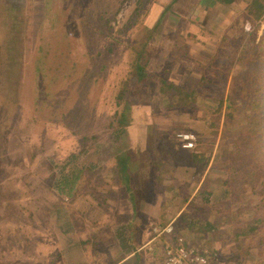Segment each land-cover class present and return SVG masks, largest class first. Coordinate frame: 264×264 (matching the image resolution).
Returning <instances> with one entry per match:
<instances>
[{"label": "rangeland", "instance_id": "1", "mask_svg": "<svg viewBox=\"0 0 264 264\" xmlns=\"http://www.w3.org/2000/svg\"><path fill=\"white\" fill-rule=\"evenodd\" d=\"M12 2L9 9L10 1L0 0V264H52V244L55 253L65 244L58 236L59 228L67 227L62 215L73 211L80 222L84 212H92L89 197L93 210L100 209L103 185L114 182L115 171L102 175L104 182L98 173L110 170L121 153L125 160L131 151V163L139 169L146 165L144 179L149 161L160 159L155 177L161 176L162 161H169L162 151H149L160 145L150 134H156V119L162 117L177 123L174 135L187 131L183 123L195 126L200 149H212L203 187L209 198L193 211L203 217L201 226L205 219L215 223L203 244L226 264H264V184L246 175L253 167L260 172V166L252 162L254 144L243 134L240 114L249 106L242 90L259 85L258 74L255 85L249 83L255 61L242 58L253 54L263 36L264 15L257 22L245 19L241 33L235 27L234 40L222 42L219 53V44L210 39L205 45L189 42L187 28L149 29L129 5L116 14L95 7L85 11L72 0ZM114 4L124 7L123 0ZM247 21L253 30L245 29ZM181 38L188 42L176 48ZM138 40L136 50L132 45ZM213 51L219 56L208 64ZM137 58L144 65L140 69ZM164 79L197 90L196 103L181 114L166 109ZM230 94L228 111L235 117L226 129V102L220 113L217 99ZM123 111L130 125L117 122ZM257 217L262 218L258 228L241 234ZM198 238L194 243L201 244Z\"/></svg>", "mask_w": 264, "mask_h": 264}, {"label": "crops", "instance_id": "2", "mask_svg": "<svg viewBox=\"0 0 264 264\" xmlns=\"http://www.w3.org/2000/svg\"><path fill=\"white\" fill-rule=\"evenodd\" d=\"M9 1L12 2V0ZM72 1L84 7L85 11H93V7H95V11L116 14L128 10V7L125 8V6L129 5L130 10H133L137 16L140 13L149 22V29L167 25H175L182 30L187 28L193 38L189 42L197 41L205 45L206 40L210 39L219 44L216 47L219 53H222L220 52L222 42L235 35L237 31L235 27L241 28L238 30L241 33L245 19H253L250 12L253 9L264 8V0L263 6L262 0H123L124 7L118 9L113 8L116 0ZM8 8L11 9V7ZM238 35L240 36V34ZM143 38L142 41L146 42L147 37ZM231 40L234 39L231 38ZM142 41L138 40L135 44ZM186 42L188 40L185 38L175 41L176 48ZM168 54L174 56L172 52H168ZM215 54L214 51L209 53L208 64L213 63L219 56L218 53L217 56ZM203 58L206 56L204 55ZM164 80L185 88L182 82L173 79ZM215 100L212 101L215 102ZM199 107L202 108L200 105ZM181 111L178 113L181 114ZM162 119L163 117L156 119L159 123L153 130H157L155 132L157 135L150 134L152 138L160 142V145L157 144L155 151L150 150L149 153L157 155L166 149V155L161 156L169 161H162L165 172L161 176L155 177L156 172L160 169L150 161V170L145 179L142 177V172L146 167L144 163L140 165V169L139 165L133 166L131 163L126 170H118L114 164L110 170L100 171L98 174L104 182L103 176L111 177L113 168L115 178L112 181L114 182L111 183L109 180V185H103L104 189L100 195L101 202L97 201L100 209L93 210L94 201L89 197L93 213L84 212V217L78 218L80 222H77V214L73 211L62 215L61 219L67 224V227L59 228L58 236L59 238L63 237L62 242L65 244L60 246L62 251L57 253H55V246L52 244L54 247L51 251L52 264H60L57 261H62L63 264H164V246L171 235H161L158 239L152 240L154 235L152 226L155 224L173 225L180 216L182 217L183 212H191V209L204 202L205 197L209 196V193L204 192L203 187L211 160L204 166L203 163H195L193 159H190L192 150L182 148L176 141V134H173L177 123L169 122V119L166 121ZM173 119L172 117L171 120ZM181 125L184 130L195 131L197 129L193 125L191 127L185 123ZM169 132H172L171 137L167 136ZM200 137L201 135H198L199 141L202 140ZM168 138H171V141H168ZM188 167L192 169L189 174L187 173ZM100 168L99 166L97 171ZM125 177H128L129 181L125 180ZM130 181L133 182L134 191ZM192 204L194 205L192 206ZM73 220L76 221L73 222Z\"/></svg>", "mask_w": 264, "mask_h": 264}, {"label": "trees", "instance_id": "3", "mask_svg": "<svg viewBox=\"0 0 264 264\" xmlns=\"http://www.w3.org/2000/svg\"><path fill=\"white\" fill-rule=\"evenodd\" d=\"M8 5L9 7H12L11 9H14V2H11ZM262 6H263V0H262ZM250 15H251V18H253L252 19L253 21L255 19H259L261 16L264 15V8H261L259 10L253 9L250 12ZM137 46L138 44L132 45V47L135 49L137 48ZM142 50L143 49H141L139 53H141ZM251 50L252 51L250 53H253V54H250L251 56H244V58H242L243 59L242 61L243 63H248L251 60L255 61V64L252 67V71L250 74L249 83L253 82L252 85H255L256 81H255L254 76L255 74H258L256 76V79L259 85L257 87H254L253 89L245 88L242 90L243 97L246 98V100L249 102V106H248V109L244 108L240 114H241L242 119L244 120V123L242 125L243 134L245 136H248L249 139H251L250 141L254 144L253 146L250 147V149H252V152L250 154L253 159L252 162L256 161L260 166L259 168L260 172H258V170L253 167L250 171H248L246 175L248 176V178L252 177V180H255V181L262 179L261 182L264 184V181H263L264 180V169L261 168L262 166L264 167V32L256 48L251 49ZM141 61L142 60L140 58L136 59L135 67L137 69H140L142 68V66H144L140 64ZM139 74H140V71H139ZM161 91L163 92L162 93L164 97L163 100H165L164 105L167 109H176V110L184 111V109H189L191 106H193V104L196 103V100L198 97L197 90H189L188 88H182L180 85L178 86L173 83H168L165 80L162 82ZM232 92H233V88H232ZM232 98L233 96L232 94H230L226 98H224V96H220L217 99L218 106H217L216 111L219 109L218 111L220 113L222 112L221 109L224 106L223 105L224 102H226L225 107L227 111L224 113L226 129L227 128L231 129V126L229 125L228 121L230 119L233 120V118L235 117L234 111H228L229 107L231 109L233 105ZM131 102L129 101L128 103H126V109L129 106H131ZM125 117H126V112L123 111V113H120V119H118L117 122H121V123L123 122V123L130 125L131 122L124 121ZM215 121L212 120L210 122L211 126H216ZM185 130H188V129H185ZM243 140H247V138L244 137ZM200 148L201 146H198L196 147V149L190 151L191 152L190 159H193L195 163L200 162V164L203 163L204 166H206L210 160L212 149H210V151L208 152V151H202V150L199 151ZM165 151L166 149L160 152L161 156L166 155ZM127 152L130 153V157L125 160H121L122 158H119L122 153L118 156L117 163H116V167L118 170H126L130 166L131 161H132L131 159L132 153L129 150ZM153 163L156 166H158L160 163V159L159 161L154 160ZM125 180L129 181V178L125 177ZM208 198L209 196H206L204 201L208 200ZM196 209H198V207H194V209H191V212H188V211L183 212L182 217L180 216V218L176 220L173 225L171 224L169 225L170 231L168 234L171 235L173 239H175L177 236H183L185 238L186 243L199 245L207 249L209 255H214L215 253L210 252L209 246L207 247L206 245H208V242H209L208 239L210 238L208 233L211 230L215 229V223L213 220L208 221L205 219L203 223L204 226H201L200 222L203 221V217L193 213V211H196ZM261 221H262L261 217L254 218L252 221H250L247 224L246 228H244V230L241 231V234L248 233L249 231H255L258 228ZM182 224L183 226H181ZM165 225L167 226V224ZM197 235L198 237H202L201 239L198 238L197 240V242H201V244L194 243V237ZM203 240L208 241L206 245L203 244L205 243L203 242Z\"/></svg>", "mask_w": 264, "mask_h": 264}, {"label": "built area", "instance_id": "4", "mask_svg": "<svg viewBox=\"0 0 264 264\" xmlns=\"http://www.w3.org/2000/svg\"><path fill=\"white\" fill-rule=\"evenodd\" d=\"M262 27H264V22H262ZM245 29L247 31L253 30L254 25L247 21ZM176 139L181 147L187 150H194L198 146V135L194 131L178 132ZM169 231V225H153L152 240L168 234ZM215 256L209 255L208 250L199 245L186 243L183 236H177L175 239L171 237L164 246V264H214L215 262H217L215 264H226L224 259L217 260Z\"/></svg>", "mask_w": 264, "mask_h": 264}]
</instances>
